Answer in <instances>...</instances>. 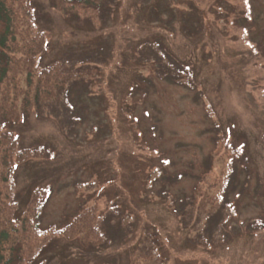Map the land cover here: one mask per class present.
Wrapping results in <instances>:
<instances>
[{
    "label": "rangeland",
    "instance_id": "rangeland-1",
    "mask_svg": "<svg viewBox=\"0 0 264 264\" xmlns=\"http://www.w3.org/2000/svg\"><path fill=\"white\" fill-rule=\"evenodd\" d=\"M32 6L39 64L100 75L68 81L48 109L0 128L44 152L16 164L0 192L12 189L21 214L46 189L41 229L89 206L109 239L85 249L57 236L39 261L130 264L156 234L160 264H264V0H113L107 18L85 25L52 0ZM22 58L15 53L24 89ZM219 138L241 150L227 204L208 217L187 200L198 182L222 185L229 153Z\"/></svg>",
    "mask_w": 264,
    "mask_h": 264
},
{
    "label": "trees",
    "instance_id": "trees-1",
    "mask_svg": "<svg viewBox=\"0 0 264 264\" xmlns=\"http://www.w3.org/2000/svg\"><path fill=\"white\" fill-rule=\"evenodd\" d=\"M52 4L66 15L67 19L73 16L77 24L85 25L95 22L98 18H107L113 0H52ZM33 9L32 0H0V128L6 127L10 121L24 119L31 111L40 113L48 109L49 104L57 101L63 93L68 81L100 75L96 66L70 70L61 61L40 65L39 57L44 38L41 32L34 29ZM15 53L23 56L24 89L19 86L18 74L22 70L16 65ZM184 74L179 73L178 80L188 84ZM19 96L23 97V103L17 106L16 98ZM16 143L15 134L0 133V190L1 185L7 182L11 187L16 164L44 153L36 148L17 147ZM219 144L220 148H225L229 153L225 177L229 173L228 176L224 177L217 191H209L208 188L201 191L198 182L187 200L197 212L208 217L218 213L227 204L223 199L225 189L232 173L234 157L241 150L240 146L228 141L223 142L222 138L217 140L216 145ZM215 155L214 153L211 157V162ZM8 193L9 197L3 198L0 192V264H42L43 260L39 261V256L43 247L57 236L77 240L85 249L108 244L109 239L102 230L103 218L95 209L89 206L83 208L61 228L41 229L38 222L49 192L44 188L34 189L26 209L21 214L16 211V201L11 188ZM159 240L156 234L151 235L150 241L158 242L156 247L153 248L154 245L148 246L149 249H140L130 264L143 261L160 264L162 245Z\"/></svg>",
    "mask_w": 264,
    "mask_h": 264
}]
</instances>
